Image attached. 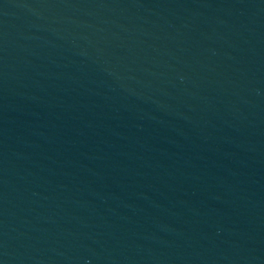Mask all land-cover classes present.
<instances>
[{"label":"water","instance_id":"1","mask_svg":"<svg viewBox=\"0 0 264 264\" xmlns=\"http://www.w3.org/2000/svg\"><path fill=\"white\" fill-rule=\"evenodd\" d=\"M0 264H264V0H0Z\"/></svg>","mask_w":264,"mask_h":264}]
</instances>
